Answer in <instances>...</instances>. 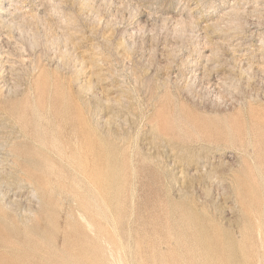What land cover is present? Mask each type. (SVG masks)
Listing matches in <instances>:
<instances>
[{
    "label": "rangeland",
    "instance_id": "1",
    "mask_svg": "<svg viewBox=\"0 0 264 264\" xmlns=\"http://www.w3.org/2000/svg\"><path fill=\"white\" fill-rule=\"evenodd\" d=\"M115 261L264 264V0H0V264Z\"/></svg>",
    "mask_w": 264,
    "mask_h": 264
},
{
    "label": "bare ground",
    "instance_id": "2",
    "mask_svg": "<svg viewBox=\"0 0 264 264\" xmlns=\"http://www.w3.org/2000/svg\"><path fill=\"white\" fill-rule=\"evenodd\" d=\"M194 156H195V155H194ZM217 159H218V158H217ZM196 162H197V161H196ZM195 164H196V163H195ZM206 165H207V164H206ZM200 167H201V166H200ZM205 167H206V166H205ZM172 169H173V168H172ZM180 169H181V168H180ZM180 169H179V170H180ZM211 169H212V168H211ZM109 170H110V169H109ZM173 170H174V169H173ZM194 170H196V169H194ZM194 170H192V171H194ZM200 170H202V169H200ZM203 170H204V169H203ZM181 171H182V170H181ZM212 172H213V171H212ZM98 173H99V172H98ZM193 173H194V172H193ZM95 174H97V173L95 172ZM177 175H178V174H177ZM194 175H195V173H194ZM194 175H193V176H194ZM196 175H198V174H196ZM84 176H85V175H83V178H84ZM92 176H93V174H92ZM96 176H98V175H96ZM99 176H100V175H99ZM105 176H106V175H105ZM183 176H184V175H183ZM203 176H204V175H203ZM86 177H87V176H85V178H86ZM100 177H101V176H100ZM100 177H98V178H99V181L101 180ZM93 178H94V177H93ZM93 178H91V179H93ZM98 178H97V179H98ZM112 178H113V177H112ZM199 178H200V177H199ZM213 178H214V177H213ZM213 178H212V179H213ZM86 179H87V178H86ZM95 179H96V178H95ZM87 180H88V179H87ZM180 180H181V179H180ZM210 180H211V179H209V181H210ZM219 180H220V179H219ZM219 180H218V181H219ZM221 180H222V179H221ZM221 180H220V181H221ZM95 181H96V180H95ZM181 181H182V180H181ZM204 181H205V180H204ZM209 181H208V183H209ZM215 181H216V180H215ZM91 182L94 183L93 180H92ZM92 183H91V184H92ZM95 183L97 184V181H96ZM96 184H95V185H96ZM189 184H190V183H189ZM213 184H214V183H213ZM92 185H94V184H92ZM99 185H100V184H99ZM99 185H96V186L99 187ZM218 185H219V184H218ZM208 186H209V185H208ZM215 186H216V185H215ZM222 186H223V185H222ZM44 187H45V185H44ZM94 187H95V186H94ZM98 187H97V190H99ZM216 187H217V186H216ZM42 189H43V188H42ZM54 189H55V188H54ZM92 189H93V188H92ZM131 189H132V188H131ZM47 190H48V189H47ZM216 190H217V189H216ZM225 190H226V189H225ZM218 191H220V190H218ZM218 191H217V192H218ZM222 191H223V190H222ZM95 192H96V191H95ZM110 192H111V191H110ZM193 192H194V191H193ZM81 194H82V193H81ZM220 194H221V193H220ZM83 195H84V194H83ZM80 196H81V195H80ZM228 196H229V194H228ZM66 197H67V196H66ZM113 198H114V197H113ZM81 200H82V198H81ZM229 200H230V199H229ZM82 201H85V200H82ZM82 201H81V202H82ZM13 202H14V200H13ZM10 203H11V202H10ZM10 203H9V204H10ZM31 203H32V202H31ZM15 204H17V203H15ZM86 204H87V203H86ZM87 205H88V204H87ZM29 207H31V206L29 205ZM31 208H32V207H31ZM97 208H98V207H97ZM107 209H108V208H107ZM229 209H230V208H229ZM234 209H235V208H234ZM31 211H32V210H31ZM68 211H69V210H68ZM73 212H74V211H73ZM77 214H79V213H77ZM97 214H98V213H97ZM77 216H79V215H77ZM90 216H91V215H90ZM99 216H100V215H99ZM91 218H93V217L91 216ZM94 218H96V217L94 216ZM94 218H93V219H94ZM79 220L81 221L82 219H80V217H79ZM83 220H84V219H83ZM94 220L97 221L96 219H94ZM99 221H100V220H99ZM252 221H253V220H252ZM97 222H98V221H97ZM38 223H39V222H38ZM99 223H100V222H99ZM99 223H98V224H99ZM255 223H256V222H255ZM101 224H103V223H101ZM36 225H37V224H36ZM254 225H255V224H254ZM256 225H257V224H256ZM61 226H62V225H61ZM102 226H103V225H102ZM55 227H56V226H55ZM55 227H54V228H55ZM57 227H58V226H57ZM235 227H236V226H235ZM54 228H53V229H54ZM104 228H105V227H104ZM53 229H52V230H53ZM60 229H61V228H60ZM86 229H87V228H86ZM90 229H91V228H90ZM105 229H107V227H106ZM233 229H234V228H233ZM58 230H59V229H58ZM61 230H62V229H61ZM87 230H88V229H87ZM94 230H95V229H94ZM64 231H65V230H64ZM56 232H58V231H56ZM88 232H89V231H88ZM90 232H91V231H90ZM90 232H89V233H90ZM106 232H107V231H106ZM72 233L74 234V232H72ZM235 233H236V232H235ZM256 234H257V233H256ZM90 235H91V234H90ZM101 235H102V233H101ZM235 235H236V234H235ZM257 235H258V234H257ZM60 237H61V235H60ZM257 237H258V236H257ZM236 238H238V237H236ZM36 240H37V239H36ZM62 240H63V239H62ZM85 240H86V239H85ZM102 240H103V238H102ZM46 241H47V240H46ZM103 241H104V240H103ZM104 244H105V243H104ZM59 247H60V246H59ZM107 248H108V246H107ZM137 248H138V247H137ZM161 248H162V247H161ZM71 249H72V248H71ZM75 251H76V250H75ZM75 251L73 250L74 253H75ZM138 251H139V248H138ZM151 251H152V248H151ZM98 252H99V250H98ZM117 252H118V251H117ZM117 252H116V254H117ZM162 252H163V251H162ZM68 253H69V252H68ZM83 253H84V252H83ZM137 253H139V252H137ZM65 254H66V253H65ZM76 254H78V253H76ZM99 254H100V253H99ZM107 254H108V253H107ZM150 254H152V253H150ZM54 255H57V254H54ZM109 255H110V254H109ZM137 255L139 256L140 254H137ZM100 256H101V255H100ZM113 256H114V255H113ZM116 256H117L116 259L119 260L118 255H116ZM110 257H111V255H110ZM110 257H109V259H110ZM139 257H140V256H139ZM151 257H152V256H151ZM83 258H84V257H83ZM111 258H112V257H111ZM87 259H88V258H87ZM87 259H85V260H87ZM114 259H115V257H114ZM140 259H141V258H140ZM162 259H164V258H162ZM110 260H111V262H112V259H110ZM118 260H117V261H118ZM170 260H171V259H170ZM102 261H103V260H102ZM119 261H120V260H119ZM119 261H118V262H119ZM139 261H140V260H139ZM139 261H138V262H139ZM115 262H116V261H115ZM118 262H116V263H117V264H120V263H118ZM109 263H110V262H109ZM162 263H163V262H162ZM87 264H88V263H87ZM90 264H92V263L90 262ZM140 264H141V263H140ZM163 264H164V263H163Z\"/></svg>",
    "mask_w": 264,
    "mask_h": 264
}]
</instances>
